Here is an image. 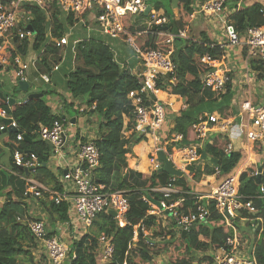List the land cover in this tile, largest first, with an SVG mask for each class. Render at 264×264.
<instances>
[{
  "label": "trees",
  "instance_id": "trees-1",
  "mask_svg": "<svg viewBox=\"0 0 264 264\" xmlns=\"http://www.w3.org/2000/svg\"><path fill=\"white\" fill-rule=\"evenodd\" d=\"M228 1H231L229 7L234 5V11L229 17L230 22L240 35L248 27H264V10L260 4L255 3L236 10V3L239 0ZM193 2L194 0H173L172 8L176 9L177 16L175 18L173 12L165 11L167 23L157 28L158 34L152 33L156 28L151 24L148 15H127L123 19L125 28L133 33L131 37L134 45L142 52L165 51L168 48L167 37L161 33L186 31L188 40L176 39L173 43L171 59L175 65L174 74L167 77L154 75V77L160 90L178 95L185 106L177 114L171 115L173 121L170 125H166L165 137L168 141L174 135L180 134L183 142L187 144L195 141L192 126L206 114L217 112L226 119L237 113L232 107L234 90L231 84L226 86L224 93L212 92L199 79L200 74L208 71L207 65L201 60L202 57L219 58L223 52L205 46L210 42L205 34L191 35ZM23 8L33 17L31 21L35 32L33 50L37 54L43 50L39 68L50 73L54 65H59L67 45L56 48L54 44L49 43L46 37L47 23L41 9L32 6ZM50 14L53 38L60 39L66 31V26L59 18L60 13L57 10L51 11ZM66 22L72 25L74 21L71 17H67ZM120 39L129 42L128 37L120 35ZM13 42L15 49L5 47L0 51V56L12 60L16 54L26 55L28 41H19L15 38ZM73 49L74 59L80 63V66H74L72 70L65 72L63 80L66 92L71 98L84 99L88 107L84 113L95 116L98 121L94 144L98 148L100 159L99 167L93 173V180L96 184L103 185L107 193L122 192L129 208L125 214L126 224L123 227H120L115 218L109 214H99L92 223L91 234H83L71 241L68 246V258L63 264H98L97 239L100 234L106 235L114 247L109 264H154V258L160 253L167 255L169 264H211V252L224 247L226 239L232 234L212 202L207 204L209 216L205 223L194 226L182 238L170 229L173 227L172 223L168 225L165 223L163 227L157 217L148 214L150 205L145 199L153 203L161 201L160 194L152 190L171 188L180 192L178 195H173V200L181 198L179 210L187 213L195 208L196 201L191 195V188L200 182L202 175H213L215 168L220 170L221 175H227L245 159L241 160L240 152L225 154L228 141L218 140L199 150L205 163L196 168L188 167L187 174L190 180L184 174L175 177L164 172L159 173V170L151 173L150 159L154 152L150 153L148 162L144 159L137 171L129 169L126 158L131 153V148L150 138L148 130L139 131L143 135L136 134V131L130 133L134 108L128 96L130 92L139 89V79L132 74L127 64L121 60L115 61L110 46L100 36L92 35ZM11 91L3 92L0 87L4 97H13L15 88ZM42 94L43 97L40 99L19 102L12 107H8L7 103L0 99V110L5 112L6 118L13 120L17 125L15 133L6 132L4 139L7 146H10V170L17 176L0 170V197L4 198L0 204V264H46L44 261H35L30 251L34 240L28 226L23 225V223L27 224V210L23 201L28 198L26 190L33 187L26 180H34L56 192L62 191V186L54 174L45 167L53 155V150L39 138L38 131L40 125L50 127L56 121L65 127L66 118L62 119L64 116L62 114L67 113L66 109H72L73 105L63 101L65 111L53 114L46 96L54 92L43 91ZM158 96L162 97L160 92ZM0 125H3L1 121ZM124 131L129 133L124 135ZM18 134L23 137L21 141L16 140ZM78 137L79 132L75 134V138ZM85 141L84 139L81 142ZM167 141L166 138L162 139L161 145L164 146ZM153 143L154 140H151L150 145L153 146ZM143 149L148 148L143 144L138 151ZM166 150L175 156L178 151L173 144L166 145ZM15 151L29 159L33 155L41 166L25 177L23 170L14 166ZM253 151L261 154L259 146ZM143 152L140 153L143 155ZM258 158L260 162L249 163L239 176V192L243 195H254L260 186L264 189V159L262 155ZM259 168L260 177L252 176L255 169ZM46 196L49 210L57 215L59 221L66 222L67 204L56 205L53 197ZM204 203L201 204L206 205ZM254 203L264 207V201ZM135 228L138 235L137 240L133 241ZM144 232H150V236L144 235ZM48 235L51 236L49 233ZM201 251L209 253L203 258L195 259L194 253ZM254 254L258 264H264V238L256 242Z\"/></svg>",
  "mask_w": 264,
  "mask_h": 264
},
{
  "label": "built area",
  "instance_id": "built-area-1",
  "mask_svg": "<svg viewBox=\"0 0 264 264\" xmlns=\"http://www.w3.org/2000/svg\"><path fill=\"white\" fill-rule=\"evenodd\" d=\"M227 3L228 0H194L191 20L195 15L210 16L223 28L222 39L218 38L205 45L211 50H220L223 54L219 58L202 57L201 60L207 65L208 71L200 74L199 79L212 92L224 93L226 86L231 84L234 90L232 103L237 101L235 104L238 107L237 113L226 119L217 112L206 114L192 126L195 141L189 144L183 142L180 134L174 135L168 141L167 137H164L166 144L163 148H156L150 159V172H156L162 167V163L157 159L159 150L163 151L172 166L186 175L189 180L190 176L186 169L189 166H203L205 163L199 154V150L205 145L213 144L218 140L228 141L224 150L225 154L240 152L235 145V140L231 137L237 123H240L241 127L236 131L243 137L241 149L245 153V160L227 175H221L220 170L215 168L213 176L219 178L220 181L206 194L191 191L196 201L195 208L187 213L179 210L182 203L181 198L173 200V195H178L180 192L171 188L153 189L152 192L160 194L161 201L153 203L145 199V202L150 205L148 214L157 217L163 227L166 221L172 223L173 227L170 229L178 235H181L182 231L187 233L196 225L204 224L209 216L207 204L212 202L216 212L223 218L232 234L226 239L224 247L211 252V264H258L254 249L256 242L264 238V207L257 206L254 202L264 201V189L260 186L254 195H243L239 192L238 179L246 165L260 162L259 155H262L264 159V93L260 97H254L251 92V81L254 82L264 75V27H248L240 35L231 24L229 16L224 13ZM148 5V0H0V51L5 47L15 49L13 42L15 38L19 41L27 40L29 43L25 56L16 54L12 60L0 56V70L11 71L16 80L15 83L18 84L19 81L27 82V71L31 65L39 73L38 77L43 83H50L48 73H40L37 69V63L43 50L40 54L33 50L35 32L28 30L29 25L32 27L33 17L27 14L24 6L37 7L44 12L47 23L46 36L49 43L54 44L56 48L68 45L69 39L67 36L60 39L53 38L50 13L54 10H58L64 17H71L74 22L80 21L85 28H89V24L92 25L90 27L92 30L112 40L119 39L120 35L128 37L142 65V71L137 77L139 89L130 92L128 96L134 108L130 133L148 130L149 136H152L150 138H153L157 144L161 139L158 134L165 125L167 107L166 104L156 99L159 87L154 75L167 77L174 74L175 65L171 59L173 43L176 39L188 40L189 37L185 30H179L176 33L164 32L161 35L167 37V50L140 51L134 45L131 37L133 33L125 28L123 19L127 15L143 14ZM240 7L239 0L236 9ZM148 15L151 24L156 28L152 33L158 34L157 28L167 23L166 16L164 13L157 14L152 6ZM71 43L76 45L80 41L72 40ZM238 46L243 47L245 55L242 71L239 73L241 74L239 82L243 80L244 87H246L243 99L240 98L238 92L235 96L234 78L231 71L224 66L228 57L226 56L228 47ZM153 69H159L163 71V74L156 73ZM57 70L58 65H54L52 71ZM254 98L257 99L254 100ZM0 117L6 118L3 110H0ZM9 127L16 129L17 125L11 120ZM6 129L7 126H0V131ZM126 133L129 132L124 131V135ZM38 135L42 141L51 146L53 155L59 153L65 144V130L58 121L50 127L40 125ZM95 138L78 145L76 163L66 169L61 176V182L70 185L71 191L56 192L45 186L37 185L30 187L32 195L36 198L43 195L51 196L56 205L66 203L72 208L76 222L85 229L92 226L99 214H108L109 211L116 213L115 220L120 227H123L126 224L125 214L129 208L124 194L122 192L107 193L103 185L96 184L93 180V173L99 167L100 159V153L94 144ZM16 140L21 141L22 136L17 135ZM170 144L178 149L176 156L167 152L166 145ZM258 146L261 148V154L253 151ZM13 159L14 166L20 169L35 168L39 165L33 155L29 159L17 151L14 152ZM177 160H181L182 165ZM259 169H255L252 176L260 177L261 169L260 171ZM202 202L206 205L201 204ZM238 222L243 228L241 231L237 226ZM26 225L33 240L43 247L49 264H63L67 260L69 251L67 245L60 239L48 235L44 221L31 219ZM242 231L246 232L243 235L249 236L252 242L250 249L244 248L245 242L239 234ZM137 235V228H135L133 241L137 240ZM97 242L98 264H109L114 252L112 242L104 234L99 235Z\"/></svg>",
  "mask_w": 264,
  "mask_h": 264
},
{
  "label": "crops",
  "instance_id": "crops-1",
  "mask_svg": "<svg viewBox=\"0 0 264 264\" xmlns=\"http://www.w3.org/2000/svg\"><path fill=\"white\" fill-rule=\"evenodd\" d=\"M252 3V2H251ZM251 3H249V5H251ZM257 3V2H255ZM254 3V4H255ZM260 3V2H259ZM258 4V3H257ZM262 9L264 10V5H261ZM234 5L233 7H229L226 6L224 13L225 15H228L230 17V15L233 13L234 11ZM242 8V7H240ZM164 13V12H163ZM173 14L174 17L176 18L177 16V12L176 9H173ZM213 18L209 17H205V16H201V15H195L194 19L191 20L190 23V27L192 29L196 28V29H201L204 25L209 24ZM213 23V22H212ZM211 24V23H210ZM212 25V24H211ZM213 28V32L211 35H207L205 33V36H207L210 41L216 40V39H222L223 37V32L219 31L216 29V26L213 24L212 26ZM202 32V31H201ZM200 32V34H201ZM230 48L228 47V50ZM226 52V56L227 60L225 61V65L226 68L229 69L232 72V69H236L235 66H233V57H230V53ZM230 51V50H229ZM243 52V51H242ZM245 55H243L244 57ZM226 59V57H225ZM27 60V58H26ZM38 64V63H37ZM75 66V65H74ZM40 64L37 65V69L40 73H47L45 71L40 70ZM135 71L138 72L139 68L136 67ZM134 71V73H135ZM235 71V70H234ZM60 72V69H58L57 71H52L48 74L50 77V83L49 84H45L43 83L38 75L39 73L34 69V67H32L31 65H29L28 67V71H27V83L30 84H41V85H47L48 87H51V89H57L59 85L63 86V95H61L62 93L58 94L57 91H55L54 95L56 94V96L54 98L47 96V102L48 105L50 106L52 113L53 114H60L63 111H65V109L63 108V101H66L67 104L71 103L73 105L72 109H66L65 112L62 115H64V117L66 118V123L67 125L64 127L65 130V144L63 146V148L61 149V151L59 153H56L54 155L51 156L48 164L45 166L46 168H48L52 174H54L56 180L58 181V183L61 184L62 186V190L63 191H71L72 187L68 184H64L61 182V176L63 175L64 171L70 167H72L75 163H76V152H77V148L78 145L80 143H82L81 141H84V139L86 141L90 140V139H94L97 133V128H98V121L96 119L95 116H91V115H87L84 114L83 112L85 110H87L86 108H88L85 104V100L82 98H77V99H72L71 96L66 92V88H65V83L64 80L62 79V76L60 74H58ZM141 72V71H140ZM7 74H11L10 76V86L11 88L9 89V91H11L13 88L16 89L17 84L15 83L16 80L13 76L12 73L9 72H4L3 70H0V78H3L5 76H7ZM237 74V82H239V80L241 79V74L236 73ZM233 78L234 75H232ZM1 82H3V80L0 79V84H2ZM4 83V82H3ZM235 84V81H234ZM236 86V85H235ZM234 86V88H235ZM29 93L33 92V93H42L43 91H48L43 89V91L38 92L35 90H32L30 85H29ZM51 91V90H49ZM61 91V90H60ZM12 92V91H11ZM161 93L162 97L159 98L158 93ZM159 92L156 95V99H158L159 101H161L162 103L166 104L167 107V115H166V125L168 126L169 122H168V117L170 115L171 118V122L173 121L171 115L173 114H177L179 111H181L183 109V100L181 99V97H179L178 95H174V94H170L166 91L163 90H159ZM10 93V92H9ZM236 89H235V96H236ZM17 96H21L23 99L25 100L27 97V94H25L24 92H19V93H15L14 92V96L11 98H14L15 100L21 102L22 100L17 99ZM237 103V101L232 103V107L235 108V110H238V107L235 105ZM86 107V108H84ZM85 115V116H83ZM72 119H74V123H72ZM170 121V119H169ZM170 122V123H171ZM165 125V127H166ZM165 127L161 130L164 134V131L166 130ZM79 132V137L75 138V134ZM129 135V134H128ZM4 139L6 138V135L4 134ZM152 137V136H149ZM3 139V140H4ZM151 138H149L147 141H142L141 143H139L138 145H135L131 148V153L128 154L126 160H127V165L129 167V169L135 170L137 171V169L139 168L140 164L144 161V159L146 160V162H148L149 159V155L150 153L155 152V149L157 148V144L153 143V146L150 145L151 142ZM5 143V141H4ZM145 145L146 148H148L147 150L143 149L140 152H143V155L138 151V148L142 145ZM6 150V151H4ZM4 151V152H3ZM1 149L0 147V170L6 172V173H10L12 175H17L16 173H13L10 170V146H7V144L5 143V147L4 149ZM149 152V153H148ZM145 156V158L143 157ZM8 160V162H6ZM27 183H29L32 186H37L40 185L39 183L35 182L34 180L31 179H27L26 180ZM220 181L219 178H215L213 175H202L201 181L199 182V184H196L194 188H196L195 190H191L194 192H198V193H208V191L210 190L211 187H213L214 185L218 184V182ZM26 193L28 194V198H26V200L23 201L25 208L27 210V221L31 220V219H37V220H43L41 219L42 217H44V215H48L49 217V222L44 221L45 225H46V229L48 231V233L51 236H54L58 239H60L61 241L63 240L64 243H66L67 247L70 245L72 240L78 239L81 235L88 233L86 231V229L84 227H82V225L78 222H76L75 217H74V213L73 210L70 206L67 205V214H68V220L66 222H61L58 220V217L55 213H53L51 210H49V204H48V198L46 195H43L40 198H36L32 195V189L28 188L26 190ZM29 198H32L31 200ZM4 198L0 197V204H2ZM84 228V229H83ZM246 233L245 231H243V234ZM249 237V236H248ZM245 242V240L243 241ZM33 246L31 248V254L33 255L34 259L36 261H44L46 262L47 258L44 252L43 247L36 242H33ZM252 245V242L250 243V241H246L244 243V248L245 249H250ZM43 258H45L46 260H43ZM47 264L48 261H47Z\"/></svg>",
  "mask_w": 264,
  "mask_h": 264
},
{
  "label": "rangeland",
  "instance_id": "rangeland-1",
  "mask_svg": "<svg viewBox=\"0 0 264 264\" xmlns=\"http://www.w3.org/2000/svg\"><path fill=\"white\" fill-rule=\"evenodd\" d=\"M255 2H257L260 5H262V4L264 5V0H240V5L243 8H245V7L251 6ZM249 3H251V5H249ZM148 4L153 7V10L157 14H161V13H163L165 11L173 12V8H172L173 0H148ZM229 4H231V1L230 2L228 1V6H229ZM59 18L64 21V17L63 16H60ZM209 22L212 25L209 23L207 25H204L201 29H196V28L192 27L191 35L192 36H199L201 31H202L201 33H205L207 35H211L212 32H213V28H212L213 24L216 26L217 30L223 32V28H222L221 24H219L217 21H215L214 18L211 21H209ZM63 23L66 26V31H65L66 33L65 34H67L69 36V38H72L75 41H82V40H84V39H86V38H88V37H90L92 35L100 36L110 46L115 61H117V62L119 60L123 61L125 64H127L130 67L133 75H135L137 77H138V74L140 73V71H142V65L140 63V58L134 52L131 44L128 41L112 40V39L107 38L105 36H102L100 34L98 35L97 32H93L90 29L83 28L82 27V23L80 21L74 22V24L72 26L69 25L68 23H66L65 21ZM89 26L92 27V25H90V24H89ZM76 46H78V45H76ZM229 50H228V52L230 53V57H233V64L232 65L235 66V68H236V69H232V72H234V73H231L235 77L233 79V81H235L234 86L236 85L235 86L236 92H238L240 98L243 99V98H245L246 87H244V81L241 80L240 82H237V77H236L237 76L236 73H238V72L240 73L242 71L241 69H242V62H243V55H244V52H242L243 51V47H241V46L233 47V48L231 47ZM74 58L75 57L73 56L72 50L69 47L67 49L66 56L63 59H61L60 63H59L60 64V72L58 74H60L62 76V79L64 78L63 75L65 74V72L72 70V68H74V65H75V67L76 66H80V63L77 62ZM224 66L226 67L225 64H224ZM136 67L139 68L138 72L135 71ZM134 71H135V73H134ZM9 73H11V71H9ZM10 75L11 74H7V76H5L3 78H0L4 82V83L1 82L2 84H0V87L2 88L3 92L9 91V89L11 88V86H10V77L11 76ZM29 85H30L32 90H35V91H38V92H41V91H43V89H45V90H48V91L51 90L54 93H55V91H57L58 94L62 93L61 95H63V90H62L63 86L62 85H59L57 89H51V87H48L47 85L33 84V83H31V81H30ZM263 85H264V75L262 77L258 78L254 82L251 81V92H252L254 97H260L261 94L264 93V86ZM240 86H242V88H240ZM48 96H49V98L50 97L54 98L56 96V94L55 95L52 94V95H48ZM16 98L20 99V100L23 99L21 96H17V95H16ZM46 99H47V96H46ZM255 99H257V98H254V100ZM21 102H23V100ZM84 108H86V107H84ZM86 109L88 110V108H86ZM87 110H85V112ZM84 114H88V113H84ZM83 116H85V115H83ZM169 119H170V121H169ZM244 119H245V117H244ZM242 121H243V118H242ZM168 122H169L168 125H170V122H171L170 116L168 117ZM165 125H166V122H165ZM165 125H164V127H165ZM233 129L234 130H233V132L231 134V137L235 140V145L237 146V149L240 150V153L242 155V159L241 160L243 161L245 159V153H244L243 149H241V147H242L241 144H242V138L243 137H242V135H240L239 132L236 131L238 129H241L240 123H237L235 128H233ZM161 132L158 134V137H161V139L157 143V146H156L157 148H163V146L161 145V142H162V139L163 140L165 139L164 137L166 136V131H164V134L161 133ZM135 133L138 134V135H143V133L138 132V131H136ZM4 134L5 133H0V147H1L2 151H3L4 147H5V143H4V140H3L4 139V137H3ZM151 139H153V138H151ZM4 151H6V150H4ZM6 162H8V160ZM177 162L180 165H182V161L181 160H177ZM193 167H195V166H193ZM193 184H195V183H193ZM196 184H199V183H196ZM194 187L195 186L193 185L191 190L192 189L195 190L196 188H194ZM29 199L31 200L32 198H29ZM41 219H43L44 221L49 222V217L46 214ZM165 223L168 225L169 221H166ZM237 226L240 227L241 224L237 223ZM91 227L86 229V231L89 234H91V232L93 230V229H91ZM144 235L150 236V232H144ZM245 239L248 241V239H250V238L247 235H245ZM157 240H159V239H157ZM64 244L66 245V243H64ZM208 253L209 252H203V251L194 253V258L195 259L203 258ZM43 260H46V259L43 258ZM153 263L154 264H169L170 262H169V258L167 257V255L160 253L159 255H157V257L154 258ZM46 264H47V260H46Z\"/></svg>",
  "mask_w": 264,
  "mask_h": 264
},
{
  "label": "water",
  "instance_id": "water-1",
  "mask_svg": "<svg viewBox=\"0 0 264 264\" xmlns=\"http://www.w3.org/2000/svg\"><path fill=\"white\" fill-rule=\"evenodd\" d=\"M150 9H151V5H148L146 7L145 11H144V15L145 16L148 15ZM28 30H30L31 32H34L33 28L30 25L28 26ZM119 66H121V65H119ZM153 71L156 72V73H159V74H163V71H161L159 69H153ZM28 88H29V86H28L27 82L19 81L18 84H17V88L15 89L16 93H19L21 91V92H24L25 94H27V97L24 100V102H28V101H31L33 99H40V98L43 97L42 93H33V92L29 93ZM0 99L4 100L9 107H12L13 105L18 103V101H16L13 98H5L4 95L1 92H0ZM62 119H65V117H62ZM0 121L6 126H8L11 123L10 119H2V118H0ZM71 122L74 123V119H72ZM8 132L9 133H12V132L15 133V130L9 128ZM0 133H5V131H2ZM157 159L162 163V167L159 169V173H163L164 172V173H167V174H169L171 176H175V177H181L183 175V173L181 171L175 169L172 166V164L166 158V156H165L163 151H161V150L157 151ZM40 166H41V164L39 163V165L37 167H35V168H29V169H25L24 168V169H22L25 177H27L31 172L36 171L37 169H39ZM42 166H45V165H42ZM259 171H260V169H259ZM108 214L112 218L116 217V213L114 211H109ZM23 225H25V224L23 223ZM185 234H186V232L182 231V233H181L182 238L185 237Z\"/></svg>",
  "mask_w": 264,
  "mask_h": 264
},
{
  "label": "clouds",
  "instance_id": "clouds-1",
  "mask_svg": "<svg viewBox=\"0 0 264 264\" xmlns=\"http://www.w3.org/2000/svg\"><path fill=\"white\" fill-rule=\"evenodd\" d=\"M238 3V2H237ZM236 3V4H237ZM227 6V5H226ZM242 7V6H241ZM240 9V8H239ZM236 10H238V9H236ZM58 11V10H57ZM60 13V12H59ZM144 14V13H143ZM149 14V13H148ZM60 16H63L61 13H60ZM149 16V15H148ZM64 17V16H63ZM66 18L67 17H64V21L66 22ZM63 20H62V22H64ZM67 23V22H66ZM74 23V22H73ZM68 25V24H67ZM73 25V24H72ZM71 25V26H72ZM83 27V26H82ZM83 28H85V27H83ZM87 29H90L91 31H93V32H95L94 30H92V28H87ZM47 32V31H46ZM66 33V32H65ZM64 33V35L63 36H67L68 37V39H69V44L67 45V49L70 47L71 48V50H72V53H73V56H74V47L76 46V45H79V44H76V45H72V43H71V41L73 40L72 38H69V36L67 35V34H65ZM98 33V32H97ZM98 35H99V33H98ZM62 36V37H63ZM47 37V36H46ZM89 38V37H88ZM88 38H86V39H88ZM48 39V38H47ZM116 40H121L120 38L119 39H116ZM124 41V40H123ZM81 42V41H80ZM67 49L65 50V52L63 53V56H62V59L66 56V52H67ZM42 56V55H41ZM40 62L38 61V64H39ZM37 64V65H38ZM58 65V64H57ZM121 65V64H120ZM121 67V66H120ZM53 69V67L51 68V70ZM58 69H60V64L58 65ZM51 72V71H50ZM49 74V73H48ZM133 74V73H132ZM137 77V76H136ZM28 86H29V84H28ZM17 88V87H16ZM29 89L30 88H28V91H29ZM160 90V89H159ZM5 98H11V97H5ZM14 99V98H13ZM17 101V100H16ZM23 102H24V100H23ZM18 103H19V101H18ZM9 107V106H8ZM85 112V111H84ZM83 112V113H84ZM64 117V116H63ZM1 118V117H0ZM2 119H8V118H2ZM11 120V119H10ZM2 123V122H1ZM3 124V123H2ZM4 125V124H3ZM10 125V124H9ZM9 125L7 126V129L5 130V133L6 132H8V129L9 128H11V127H9ZM1 126V125H0ZM4 126H6V125H4ZM63 126V125H62ZM64 128V127H63ZM11 129H13V130H15V128H11ZM17 129V128H16ZM0 132H2V131H0ZM19 135V134H18ZM22 136V135H21ZM22 139H23V137H22ZM86 142V141H85ZM84 143V142H83ZM81 144V143H80ZM22 170V169H21ZM15 176H17V175H15ZM25 176V175H24ZM66 204V203H65ZM28 222V221H27ZM239 223V222H238ZM25 224V223H24ZM239 228V230L241 231L243 228L240 226V227H238ZM240 234V238H242V241H244L245 240V242L247 241L246 239H245V236L243 235V231L242 232H240L239 233ZM99 237V236H98ZM98 240V239H97ZM251 242V240L250 239H248V242ZM35 242V241H34Z\"/></svg>",
  "mask_w": 264,
  "mask_h": 264
},
{
  "label": "bare ground",
  "instance_id": "bare-ground-1",
  "mask_svg": "<svg viewBox=\"0 0 264 264\" xmlns=\"http://www.w3.org/2000/svg\"><path fill=\"white\" fill-rule=\"evenodd\" d=\"M141 62V61H140ZM26 225V224H25ZM63 241V240H62Z\"/></svg>",
  "mask_w": 264,
  "mask_h": 264
}]
</instances>
